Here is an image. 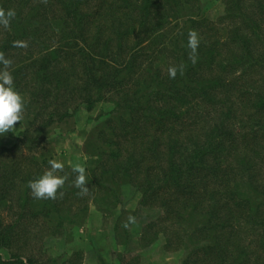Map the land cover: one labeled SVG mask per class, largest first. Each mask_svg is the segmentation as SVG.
Masks as SVG:
<instances>
[{
    "label": "trees",
    "instance_id": "16d2710c",
    "mask_svg": "<svg viewBox=\"0 0 264 264\" xmlns=\"http://www.w3.org/2000/svg\"><path fill=\"white\" fill-rule=\"evenodd\" d=\"M223 2L211 21L203 0H0L16 13L0 24V54L25 100L15 142L0 136V264H84L82 251L62 263L48 251L93 203L122 264L142 207L156 210L145 246L163 240L181 264H264V0ZM102 102L85 141L88 192L64 164L56 198L36 199L28 183L49 170L50 132Z\"/></svg>",
    "mask_w": 264,
    "mask_h": 264
},
{
    "label": "rangeland",
    "instance_id": "374dc122",
    "mask_svg": "<svg viewBox=\"0 0 264 264\" xmlns=\"http://www.w3.org/2000/svg\"><path fill=\"white\" fill-rule=\"evenodd\" d=\"M203 12L211 21H217L223 14L225 6L223 0H203ZM235 98V93L231 99ZM241 101V100H240ZM111 107L110 102L99 103L93 110L88 111L81 109L73 118L60 125L57 129H53L49 134V153L53 155V159L62 162L63 164H81L85 166L87 155L85 153V141L90 137L91 131L94 129V119L101 113L108 111ZM24 128L22 123H18L14 128V137H9L4 140L6 145H12L16 136ZM263 131L260 130L259 134ZM252 134H250L251 137ZM138 197V198H137ZM129 204V209L138 208V199ZM91 210L94 214L87 217L85 222L74 228L71 236H63L57 243L50 244L49 258L54 256H61L60 263L65 262L72 255L74 251H82L83 261L85 264H122L119 258L121 255V246L116 241L114 233L112 232L113 220L112 218L103 219L102 214L96 204H91ZM156 210L153 208L146 209L142 207L139 215L140 217L131 224L130 239L132 235L140 233L143 234V229L150 217L154 215ZM142 234L139 238H135V245L130 246L128 243V250L124 253V260L130 264H181L183 252L166 250L163 245V240H159L152 245L145 246L146 241L142 240ZM53 241V240H52ZM53 248V249H52ZM84 249V250H82ZM141 249L140 251H137ZM5 258L8 257L7 252L0 251ZM150 254V256H148ZM117 257V258H116ZM92 259V260H90ZM89 260V261H88Z\"/></svg>",
    "mask_w": 264,
    "mask_h": 264
},
{
    "label": "clouds",
    "instance_id": "9594fccd",
    "mask_svg": "<svg viewBox=\"0 0 264 264\" xmlns=\"http://www.w3.org/2000/svg\"><path fill=\"white\" fill-rule=\"evenodd\" d=\"M14 10L0 9V24L5 27L9 25L10 21L15 17ZM200 44L198 33L190 31L188 34L187 47L191 49L189 59L193 64L197 62V50ZM15 46L26 47V44L17 42ZM10 60L6 59L3 54H0V64L4 66V70L0 71V136H3L10 131H13L17 122H22L24 119L25 100L24 97L16 90L14 86V78L12 74L7 71L10 65ZM169 76L175 78L177 72L183 73V67L169 68ZM49 170H47L38 179L30 181L28 187L31 189L32 195L36 199H55L58 190L62 189L65 182L68 180L66 175H59L63 171L64 164L58 160H49ZM72 171L76 174L73 184L80 189L81 194L88 192L87 187V173L86 169L81 164H75ZM63 193H61L62 195ZM130 221L134 218L130 217Z\"/></svg>",
    "mask_w": 264,
    "mask_h": 264
},
{
    "label": "crops",
    "instance_id": "0c3cea01",
    "mask_svg": "<svg viewBox=\"0 0 264 264\" xmlns=\"http://www.w3.org/2000/svg\"><path fill=\"white\" fill-rule=\"evenodd\" d=\"M138 198V197H137ZM136 198V199H137ZM136 199H134V200H136ZM133 200V201H134ZM132 201V202H133ZM138 201H139V199H138ZM137 205H138V203H137ZM141 234H142V232L140 231V233H137L136 235H132V237H131V239H130V246H133V245H135L136 243H135V241H134V239L135 238H139L140 236H141ZM82 250H84V249H82ZM141 249H138L137 251H140ZM148 256H150V254L148 255ZM90 260H92V259H90ZM89 261V260H88ZM86 262V261H85ZM85 262H84V264H85Z\"/></svg>",
    "mask_w": 264,
    "mask_h": 264
}]
</instances>
